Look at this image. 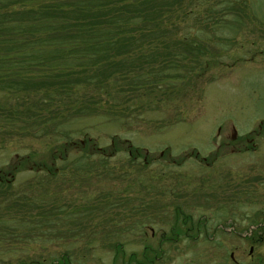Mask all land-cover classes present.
<instances>
[{
    "label": "rangeland",
    "instance_id": "obj_1",
    "mask_svg": "<svg viewBox=\"0 0 264 264\" xmlns=\"http://www.w3.org/2000/svg\"><path fill=\"white\" fill-rule=\"evenodd\" d=\"M181 7L177 32L200 46L129 74L125 101L101 110L122 113L65 125L76 151L90 138L107 157L66 165L55 151L51 179L36 164L68 137L0 149V264H264V0Z\"/></svg>",
    "mask_w": 264,
    "mask_h": 264
},
{
    "label": "trees",
    "instance_id": "obj_2",
    "mask_svg": "<svg viewBox=\"0 0 264 264\" xmlns=\"http://www.w3.org/2000/svg\"><path fill=\"white\" fill-rule=\"evenodd\" d=\"M182 1L0 0V95L8 100V107L0 103V149L14 139L39 134L68 137L49 148L50 162L36 164L51 179L59 173L52 165L55 151L66 165L94 155L107 157L90 138L76 151L65 125L86 112L122 113L101 110L111 101L115 106L125 101V92L131 91L125 85L134 88L127 82L129 74L155 68L161 58L174 66L171 58L200 46L194 43L197 38L177 32L174 22L190 15L179 12ZM167 22L172 29L164 28ZM70 149L75 150L71 158ZM28 158H19L10 173L19 172ZM11 184L0 171L1 199L11 196Z\"/></svg>",
    "mask_w": 264,
    "mask_h": 264
},
{
    "label": "flooded vegetation",
    "instance_id": "obj_3",
    "mask_svg": "<svg viewBox=\"0 0 264 264\" xmlns=\"http://www.w3.org/2000/svg\"><path fill=\"white\" fill-rule=\"evenodd\" d=\"M252 138H250L249 140H251ZM246 140H248L247 138H246ZM259 215V214H258ZM263 216V222L262 223H258L257 225H255V227H257V230L256 231H254V232H256L257 233V235H259L260 234V230L263 228V226H264V214H262ZM250 228V230H249V234L248 235H252V226H250L249 227ZM190 229H188L187 231H189ZM186 231V232H187ZM196 232L197 233H199V229H197L196 230ZM186 234V233H185ZM238 234V233H237ZM197 236H198V234H197ZM254 241V240H253ZM252 251V247L250 248V252ZM234 264H238L236 261H234Z\"/></svg>",
    "mask_w": 264,
    "mask_h": 264
}]
</instances>
